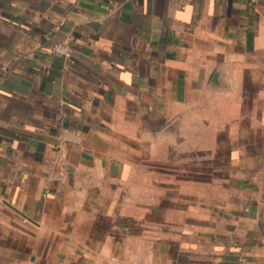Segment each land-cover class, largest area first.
<instances>
[{"label":"crops","instance_id":"crops-1","mask_svg":"<svg viewBox=\"0 0 264 264\" xmlns=\"http://www.w3.org/2000/svg\"><path fill=\"white\" fill-rule=\"evenodd\" d=\"M0 264H264V0H0Z\"/></svg>","mask_w":264,"mask_h":264},{"label":"built area","instance_id":"built-area-1","mask_svg":"<svg viewBox=\"0 0 264 264\" xmlns=\"http://www.w3.org/2000/svg\"><path fill=\"white\" fill-rule=\"evenodd\" d=\"M51 52L53 55L64 57L70 62L73 61L74 51L72 46L67 41L55 44Z\"/></svg>","mask_w":264,"mask_h":264}]
</instances>
